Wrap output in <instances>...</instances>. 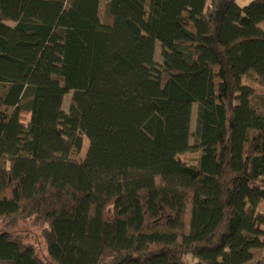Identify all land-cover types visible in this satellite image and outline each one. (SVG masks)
Instances as JSON below:
<instances>
[{"label": "trees", "instance_id": "1", "mask_svg": "<svg viewBox=\"0 0 264 264\" xmlns=\"http://www.w3.org/2000/svg\"><path fill=\"white\" fill-rule=\"evenodd\" d=\"M99 3L0 0V264H264V0Z\"/></svg>", "mask_w": 264, "mask_h": 264}, {"label": "rangeland", "instance_id": "2", "mask_svg": "<svg viewBox=\"0 0 264 264\" xmlns=\"http://www.w3.org/2000/svg\"><path fill=\"white\" fill-rule=\"evenodd\" d=\"M246 4H248V2L244 3L243 5H246ZM98 13H99L100 18L106 22L107 21L106 0H100ZM160 51H161V45L160 43H158L157 53H156V56H158V60H161ZM0 92H2L1 86H0ZM71 97H72V92L67 94L64 99L63 108L66 112H70ZM197 111H198V104H194L193 119H192L193 133H195L196 127H197ZM25 118H26V122H28V120L30 119V115L29 114L25 115ZM195 142H196V138L193 135V137L191 138V143H195ZM88 147H89V141L85 140L84 146H83L84 157L87 154ZM178 158L186 161L190 165H196L197 159H198V153L186 152V153L180 154ZM260 209L264 210V206L262 205ZM1 231H12L16 233L17 236L23 238L25 242L34 244L37 247L38 252L42 257L44 254H46V247H45V242L43 238V226H41L38 223H35L34 220L32 219H26V220L0 219V232ZM178 259L181 261L182 264H195L194 263L195 261L192 260L191 257L189 256H186L184 258H178ZM105 264H110V261L106 262Z\"/></svg>", "mask_w": 264, "mask_h": 264}, {"label": "crops", "instance_id": "3", "mask_svg": "<svg viewBox=\"0 0 264 264\" xmlns=\"http://www.w3.org/2000/svg\"><path fill=\"white\" fill-rule=\"evenodd\" d=\"M250 0H238L239 4L240 5H243L244 3H247L249 2ZM263 29H264V26H263ZM264 205V204H261V206Z\"/></svg>", "mask_w": 264, "mask_h": 264}]
</instances>
